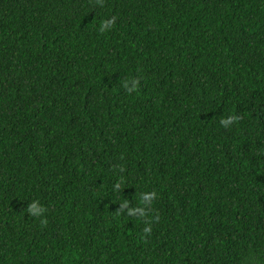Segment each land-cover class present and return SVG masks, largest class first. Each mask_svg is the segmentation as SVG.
I'll return each instance as SVG.
<instances>
[{
	"label": "trees",
	"instance_id": "obj_1",
	"mask_svg": "<svg viewBox=\"0 0 264 264\" xmlns=\"http://www.w3.org/2000/svg\"><path fill=\"white\" fill-rule=\"evenodd\" d=\"M0 264H264V0H0Z\"/></svg>",
	"mask_w": 264,
	"mask_h": 264
},
{
	"label": "clouds",
	"instance_id": "obj_2",
	"mask_svg": "<svg viewBox=\"0 0 264 264\" xmlns=\"http://www.w3.org/2000/svg\"><path fill=\"white\" fill-rule=\"evenodd\" d=\"M97 3H101V0H97ZM115 22V17L107 19L105 21H101L99 24V29L101 32H106L109 30L112 25ZM138 81L136 80H131V81H125L124 87L127 88L128 92H133L136 90ZM129 84L131 85L129 87ZM238 118L236 116H229L226 119H221L220 124L224 128H228L231 124H233ZM114 191H119L121 189L120 183H116L114 186ZM154 193H143L141 194L140 197V205L134 208L128 209L127 215L129 216H137L138 218L144 219L147 216L148 210L151 206V202L154 198ZM129 201L124 200L121 204V208H126L128 206ZM26 211L34 216V217H40L44 213V208L39 204L38 201H33L27 206ZM155 219H159L157 216ZM151 232V227L150 226H145L143 228V233L148 234Z\"/></svg>",
	"mask_w": 264,
	"mask_h": 264
}]
</instances>
